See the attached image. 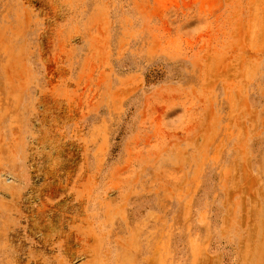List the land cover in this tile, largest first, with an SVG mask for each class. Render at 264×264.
Returning <instances> with one entry per match:
<instances>
[{"label": "rangeland", "instance_id": "rangeland-1", "mask_svg": "<svg viewBox=\"0 0 264 264\" xmlns=\"http://www.w3.org/2000/svg\"><path fill=\"white\" fill-rule=\"evenodd\" d=\"M0 264H264V0H0Z\"/></svg>", "mask_w": 264, "mask_h": 264}]
</instances>
